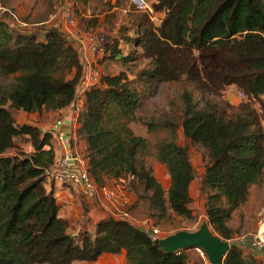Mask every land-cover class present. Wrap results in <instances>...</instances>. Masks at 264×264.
<instances>
[{"label": "trees", "instance_id": "trees-1", "mask_svg": "<svg viewBox=\"0 0 264 264\" xmlns=\"http://www.w3.org/2000/svg\"><path fill=\"white\" fill-rule=\"evenodd\" d=\"M131 4L141 12L126 42L140 47L152 65L141 74L156 83L184 75L201 94L197 103L183 92L180 126L184 138L207 153L201 180L207 222L231 241L228 220L264 173V0H156L150 5L163 14L158 23ZM117 45L110 40L104 53L115 58L121 53ZM83 72L77 45L64 30L38 33L0 21V264H72L121 252L127 264H186V248L163 251L151 232L128 219L107 215L92 233L71 234L68 220L59 215L53 185L45 187L54 158L52 133L31 122L19 124L14 112L69 105ZM230 85L246 99L226 107L214 96ZM83 104L76 132L84 140L93 181L101 186L131 175L149 192L148 207L158 219L169 211L192 218L189 189L195 170L188 147L176 141L177 126L164 122L170 137L152 148L135 134L128 124L135 120L139 94L122 71L100 76L99 84L85 91ZM19 136L30 141V153L17 147ZM147 155L164 166L166 189L146 166ZM221 264L263 263L231 242Z\"/></svg>", "mask_w": 264, "mask_h": 264}, {"label": "rangeland", "instance_id": "rangeland-1", "mask_svg": "<svg viewBox=\"0 0 264 264\" xmlns=\"http://www.w3.org/2000/svg\"><path fill=\"white\" fill-rule=\"evenodd\" d=\"M146 1L151 4L156 0ZM131 2L132 0H0V9H2L0 10V21H6L16 29L39 33L50 28H63L72 36L80 38L86 47L91 36L102 35L106 38V42L110 40L116 42L121 53L115 58L109 57L110 51L100 53L101 57L97 56L99 53L90 51V53H94V62L89 64V68L93 69L99 77L117 74L121 71L126 74L129 85L139 94L135 120L128 125L135 134L147 138L151 148L157 142L170 137V130L163 123L171 122L177 126V143L186 145L189 150L190 161L195 170V177L189 189L192 199L190 203L192 218H185L169 211L164 218L158 219L155 211L148 207L146 196L149 192L143 191L138 184L134 183L132 177L124 176V178L121 177L124 179L123 182L119 179H108L104 184L116 194V207L105 200L89 198L75 186H69V191L75 198V201L67 203L70 205L67 207L69 226L72 230L79 225L80 231H84L83 228L86 224L98 221L102 215L101 211L109 212L118 208L128 212L133 223H137L135 219L137 218L139 221L145 220L144 223L156 227L159 234L150 233L154 239L163 238L178 231H197L202 226H206L211 231L205 215V191L201 186L202 173L208 159L207 153L202 147L186 140L180 126L183 92H188L197 103L201 101V94L184 75L178 81L156 83L149 81L145 75L141 74L142 70H149L152 65L150 59L143 55L140 47L126 42L125 36L133 35L135 16L141 12H137ZM60 6L68 9L73 16L72 23H64L59 12ZM140 15L144 16L142 13ZM161 16L163 17V14ZM144 18L149 19L145 16ZM82 46L79 47V51L77 50L81 56L87 52ZM123 56L127 60H123ZM240 93L241 91L236 86L230 85L226 86L219 95L214 96V99L227 107L246 99V97L240 99ZM260 98L264 100V95ZM252 102L253 106L258 107L257 101ZM78 117L79 114L75 120L76 124ZM28 119H30L29 116ZM148 124H152L155 128L148 130ZM262 124L264 126V120H262ZM76 129L77 127L74 128V131ZM15 143L25 153L32 151L30 141L25 136L15 138ZM81 157L86 160L82 154ZM144 161L162 187L166 189L169 178L164 166L159 164L153 155L145 156ZM45 183L48 185L49 181L47 180ZM228 225L234 232L232 241L244 244L247 249L249 245L247 239L255 234L259 227L264 226V173L258 183L250 186L247 200L234 210L228 220ZM88 232L92 233L93 231ZM185 254L187 256L186 264L208 263L205 253L200 254L198 251L188 248L185 249Z\"/></svg>", "mask_w": 264, "mask_h": 264}, {"label": "built area", "instance_id": "built-area-1", "mask_svg": "<svg viewBox=\"0 0 264 264\" xmlns=\"http://www.w3.org/2000/svg\"><path fill=\"white\" fill-rule=\"evenodd\" d=\"M132 3L139 9L145 11L149 18L154 22L158 23L161 19V13H157L153 10L152 6L146 0H132ZM2 10V9H0ZM59 12L64 20V23L70 24L74 21L73 16L70 14L68 9L65 7H59ZM14 16V14H12ZM15 17V16H14ZM62 29L66 32L67 39L74 41L78 47L82 46L83 41L80 38L72 36L66 29ZM106 38L104 36H91L88 40L87 46L90 51L103 53L106 45ZM100 77L93 71V69H84L82 77L80 78L76 89L75 95L71 102H74L73 110L76 115L80 113V109L77 105V99L80 93H85L91 86L99 84ZM245 95L241 92L240 99H244ZM67 120L64 116L57 117L49 131L52 133L51 148L54 153L53 162L47 169V180L51 183L62 185V186H75L81 190L89 198H95L98 200H105L114 207L117 202V196L113 190L108 188L106 185H97L87 172V162L81 157L79 153L73 149L72 140L76 131H74L73 123L64 126V121ZM70 121V120H67ZM71 122V121H70ZM49 147V146H47ZM132 177L127 175V178ZM124 178V177H123ZM123 178H118L120 181H124ZM118 209V208H117ZM115 218L128 219L130 216L128 212L123 210L112 211L109 214ZM141 227L154 235L159 234V230L156 227H152L148 223H144ZM247 242L251 248L256 251H264V226L259 227L257 232L247 239ZM192 249L198 251L200 254L203 251L199 247H192ZM206 264H210L209 262Z\"/></svg>", "mask_w": 264, "mask_h": 264}, {"label": "crops", "instance_id": "crops-1", "mask_svg": "<svg viewBox=\"0 0 264 264\" xmlns=\"http://www.w3.org/2000/svg\"><path fill=\"white\" fill-rule=\"evenodd\" d=\"M83 45V44H82ZM81 47V45H80ZM84 48L85 51H87L86 53L83 54V56H80L81 58V62L84 64V69H88L89 68V64L93 63V57H94V53L91 52L89 48L86 47V45L82 46ZM79 49V47L77 46V50ZM79 51V50H78ZM102 54H97V56L101 57ZM96 56V57H97ZM83 57V58H82ZM92 61V62H91ZM87 63V64H85ZM83 100H84V92L79 94V98L76 100L77 101V105L79 107V109H82L83 106ZM73 106H74V102H71L69 105L57 110V111H45L43 110L42 112H33V113H27L21 109L17 110L14 112V117L17 120V122L23 123V122H31L34 123L35 125H37V127L41 130H47L50 128V126L52 125L53 121L59 117V116H64L65 119L70 120L64 121V126L69 125L70 123H73L74 128L79 126V123H75V120L77 119L74 110H73ZM28 116L30 119H28ZM40 116V117H39ZM28 119V120H27ZM72 146L75 149L76 152H78L80 155L82 154L83 156H85V143L84 140L81 139L79 137V135L76 132V135H74V138L72 140ZM82 153H81V152ZM51 184L53 185L54 188V196L56 198V203L59 204V215L61 217H64L66 219L67 218V207H69L70 205H68L67 203L69 202H73L75 201V198L73 196V194L69 191V186H62V185H58V184H54L49 182V184H45V187L48 188L51 186ZM118 211L119 209L114 208V211ZM102 212V215L98 218V220L102 217H105L109 214H111L112 210L109 212ZM137 223H133L132 220H130V222H132L134 225L141 227V225L144 224L145 220H140L135 218ZM141 223V224H139ZM95 226V223H91V224H86L84 226L83 229H85L86 231H94L92 230ZM142 228V227H141ZM91 229V230H90ZM78 231H80V226L77 225L74 229L71 230L70 226H69V232L71 234H76ZM233 242L232 240L229 241V243ZM239 244V243H238ZM243 248H244V253L245 254H251L253 257H255L258 260H261L262 263L264 264V251H256L253 248H251L249 245L247 246L248 248L246 249V247H244V244H240ZM72 264H127L125 262V258H124V252H121L119 254H111V253H104L102 255H100L96 260L93 261H74Z\"/></svg>", "mask_w": 264, "mask_h": 264}, {"label": "water", "instance_id": "water-1", "mask_svg": "<svg viewBox=\"0 0 264 264\" xmlns=\"http://www.w3.org/2000/svg\"><path fill=\"white\" fill-rule=\"evenodd\" d=\"M163 251L172 252L180 248L199 247L210 264H221L224 254L229 248L227 240L202 226L197 231H178L172 235L155 239Z\"/></svg>", "mask_w": 264, "mask_h": 264}]
</instances>
